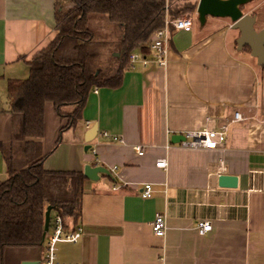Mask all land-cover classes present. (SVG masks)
<instances>
[{
    "label": "crops",
    "instance_id": "obj_1",
    "mask_svg": "<svg viewBox=\"0 0 264 264\" xmlns=\"http://www.w3.org/2000/svg\"><path fill=\"white\" fill-rule=\"evenodd\" d=\"M252 3L247 0L242 14L257 16L249 9ZM57 6L66 12L72 3L0 0V145L13 141L16 128L8 83L27 79L26 61L56 35ZM196 21L193 17L190 32L172 33L166 67L136 64L124 72L119 87L91 91L74 125L62 129L66 120L45 103L43 168L83 174L90 165L111 172L96 182L86 179L77 220L81 239L58 243L57 261L264 264V68L229 50V38L239 37L230 19L209 17L199 27ZM96 34L115 40L122 28L106 22ZM236 112L250 119L230 126L223 147L180 144L193 132L218 129ZM94 125L97 134L85 151V134ZM159 159L166 160L165 170L155 166ZM221 176L236 177V187L220 186ZM6 178L0 152V182ZM145 183L152 184L149 198L141 196ZM159 212L166 215L164 237L151 230ZM200 221L212 223L203 236L195 230ZM13 250L5 249L4 264L37 261L43 252L15 248L22 254L13 258Z\"/></svg>",
    "mask_w": 264,
    "mask_h": 264
},
{
    "label": "trees",
    "instance_id": "obj_2",
    "mask_svg": "<svg viewBox=\"0 0 264 264\" xmlns=\"http://www.w3.org/2000/svg\"><path fill=\"white\" fill-rule=\"evenodd\" d=\"M70 1L66 12L56 7L54 38L26 61L29 77L8 83L9 112L16 128L13 141L0 145L7 164V178L0 182V264H4L6 248L43 247L48 206L61 214L66 226L77 225L80 217L84 175L48 171L42 165L45 103H52L59 118L66 120L62 129L74 125L93 88L119 87L129 68L130 53L147 54L148 44L166 17L171 20L193 12L198 3ZM106 22L121 26L119 39L105 40L96 34ZM67 109L71 110L65 113Z\"/></svg>",
    "mask_w": 264,
    "mask_h": 264
},
{
    "label": "built area",
    "instance_id": "obj_3",
    "mask_svg": "<svg viewBox=\"0 0 264 264\" xmlns=\"http://www.w3.org/2000/svg\"><path fill=\"white\" fill-rule=\"evenodd\" d=\"M167 2V0H165ZM193 28V17L191 15H181L175 19H168L166 17L164 26L157 30L150 43L148 44L149 52L143 54L139 51H133L130 53L129 68L134 67L136 64H141L143 67L149 65H156L158 67H166L167 54L169 50L170 37L172 33L177 31L190 32ZM94 94L98 93V89L93 88ZM243 120V115L240 112L233 114L232 119L229 122L219 123V127L216 130H202L193 132L187 135V139L180 144L184 147L191 149H219L223 147L227 141L229 129L232 124L240 123ZM264 121V118L263 120ZM89 124V121H87ZM104 136H109L104 134ZM113 140H116L113 137ZM138 155H143L141 147H137ZM155 166L157 168L165 170L167 168V162L165 159H159L156 161ZM118 186H113L112 189H118ZM167 190L165 189V194ZM153 188L151 183H145L142 185L141 196L142 198H149L152 196ZM152 233L156 237H164L167 231V222L165 213H156L154 219L151 222ZM195 230L199 236H203L212 230V223L209 221H200L196 224ZM83 233L82 226L77 224L74 226H66L65 221L61 214L57 211L51 210L48 230L45 233L42 247V255L37 260L36 264H79L59 262L56 257V246L58 243H70L77 244L81 239Z\"/></svg>",
    "mask_w": 264,
    "mask_h": 264
},
{
    "label": "water",
    "instance_id": "obj_4",
    "mask_svg": "<svg viewBox=\"0 0 264 264\" xmlns=\"http://www.w3.org/2000/svg\"><path fill=\"white\" fill-rule=\"evenodd\" d=\"M247 0H198L196 7V15L205 21L207 17L212 18H228L232 22L231 28L239 32L237 38V49L243 47L250 49V54L256 59L259 66H264V27L256 31L254 24L256 18L254 15L242 14L241 7ZM97 134V127L94 125L87 130L85 134L86 146L84 150L90 149V142ZM83 174L86 179L92 182L99 180L100 174L111 177V172L102 166L86 165L83 169ZM236 177L221 176L219 177V185L225 187H236ZM52 208L48 206L44 213V227L42 232V240L48 230L50 211ZM37 261H24L21 264H36Z\"/></svg>",
    "mask_w": 264,
    "mask_h": 264
},
{
    "label": "rangeland",
    "instance_id": "obj_5",
    "mask_svg": "<svg viewBox=\"0 0 264 264\" xmlns=\"http://www.w3.org/2000/svg\"><path fill=\"white\" fill-rule=\"evenodd\" d=\"M168 1L169 0H167V2ZM253 8H255L257 10L256 12H259L257 14V16H255L256 23L254 24V28L256 29V31H259L260 29H262L264 27V0H253V3L251 4L249 9H253ZM181 15H185V16L191 15L192 17H195L196 20H197L195 24H196L197 27H199V24H200L199 22H201V19L196 17V9L193 12H191V11L190 12H185L184 14H181ZM207 18H209V17H207ZM233 39H234L233 37H230L229 38V43H228V48L233 54L239 55V53H242V55H243V56H241L242 58L251 59V60L256 61V59L253 56H251L250 51H249V49L247 47H243L241 50H238L237 49V42H236L237 38H235V40L232 41ZM259 67H262V66H259ZM254 118L255 117H252V119H254ZM249 119H250L249 117H246V116L243 115V120L241 122L247 121ZM21 254L22 253L18 252L14 248L11 257L15 258L16 256L21 255Z\"/></svg>",
    "mask_w": 264,
    "mask_h": 264
}]
</instances>
